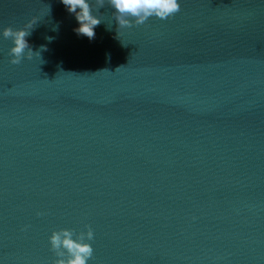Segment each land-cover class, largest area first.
Returning a JSON list of instances; mask_svg holds the SVG:
<instances>
[{
    "label": "water",
    "instance_id": "obj_1",
    "mask_svg": "<svg viewBox=\"0 0 264 264\" xmlns=\"http://www.w3.org/2000/svg\"><path fill=\"white\" fill-rule=\"evenodd\" d=\"M180 3L119 34L106 4L90 40L62 0H0V264L87 225L88 264H264V0Z\"/></svg>",
    "mask_w": 264,
    "mask_h": 264
},
{
    "label": "clouds",
    "instance_id": "obj_2",
    "mask_svg": "<svg viewBox=\"0 0 264 264\" xmlns=\"http://www.w3.org/2000/svg\"><path fill=\"white\" fill-rule=\"evenodd\" d=\"M62 3L70 13L75 14L80 25L74 31L90 40L95 38V28L102 22L94 12H99V9L106 4L115 10L112 15L118 23V34L120 29L143 25L152 17L167 20L181 11L180 0H62ZM37 22L38 19L33 18L22 29H14L11 26L3 29V37L11 39L14 44L9 51L10 63L18 65L25 55L29 60L34 55H40V51L32 50L26 39L31 35ZM43 50L45 49L42 47L41 51ZM86 227V232L77 233L71 228H61L52 232L49 243L51 251L57 257L54 264H88L94 255L90 241L94 240L95 233L91 225Z\"/></svg>",
    "mask_w": 264,
    "mask_h": 264
}]
</instances>
